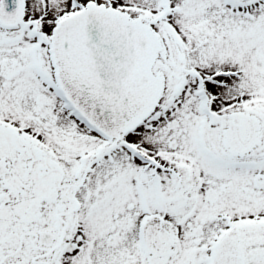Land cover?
Returning <instances> with one entry per match:
<instances>
[{
  "label": "snow or ice",
  "instance_id": "1",
  "mask_svg": "<svg viewBox=\"0 0 264 264\" xmlns=\"http://www.w3.org/2000/svg\"><path fill=\"white\" fill-rule=\"evenodd\" d=\"M0 264H264V0H0Z\"/></svg>",
  "mask_w": 264,
  "mask_h": 264
}]
</instances>
